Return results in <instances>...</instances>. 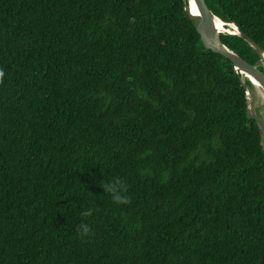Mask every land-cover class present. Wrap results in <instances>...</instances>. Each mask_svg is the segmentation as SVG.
I'll return each mask as SVG.
<instances>
[{"label": "trees", "instance_id": "obj_1", "mask_svg": "<svg viewBox=\"0 0 264 264\" xmlns=\"http://www.w3.org/2000/svg\"><path fill=\"white\" fill-rule=\"evenodd\" d=\"M205 4L264 53V0ZM186 5L0 0V264H264L252 86ZM113 178L127 203L105 192Z\"/></svg>", "mask_w": 264, "mask_h": 264}, {"label": "water", "instance_id": "obj_2", "mask_svg": "<svg viewBox=\"0 0 264 264\" xmlns=\"http://www.w3.org/2000/svg\"><path fill=\"white\" fill-rule=\"evenodd\" d=\"M187 5L185 6V17H187L193 24L196 32L198 33L200 40L205 49L223 56L228 59L234 67L235 71H238L241 75L247 74L249 75L254 82L246 79L250 82L252 89L250 90L247 86L243 85L245 88V95L247 99V109H246V117L247 119H252L256 122L258 127V131L260 134V138L262 140V150L264 153V71H260L258 68L261 66L264 70V53L259 48V46L252 41L248 36L243 34L235 24L228 23L218 19L216 16L212 14V12L208 9L205 4V0H186ZM194 5L196 9V14L191 12V7ZM220 21L225 26L233 25L236 29L235 33L225 32L231 35H237L241 39H243L260 57L259 63L255 65H251L240 56L229 50L219 38V32L216 30L214 25V21ZM244 77V76H243ZM260 86V87H258ZM259 88V90H257ZM256 90L257 93L261 96L263 100V112L262 114H258L256 112H252L251 108H249L248 95L252 98L253 91Z\"/></svg>", "mask_w": 264, "mask_h": 264}, {"label": "clouds", "instance_id": "obj_3", "mask_svg": "<svg viewBox=\"0 0 264 264\" xmlns=\"http://www.w3.org/2000/svg\"><path fill=\"white\" fill-rule=\"evenodd\" d=\"M104 187H105V192H107L110 195L114 203L125 204L128 202L126 196L124 195V191H125L124 186L118 178H113L112 180L108 181L104 185ZM91 215H92L91 209L85 210L81 213V216L85 218V220L87 217H90ZM90 231H91L90 225L87 222H81L78 225V234L81 238L87 237L90 234Z\"/></svg>", "mask_w": 264, "mask_h": 264}, {"label": "rangeland", "instance_id": "obj_4", "mask_svg": "<svg viewBox=\"0 0 264 264\" xmlns=\"http://www.w3.org/2000/svg\"><path fill=\"white\" fill-rule=\"evenodd\" d=\"M216 30L219 32L220 28H216ZM221 33V32H219ZM248 97V96H247ZM249 102V108H251L252 112H257L258 114H262L263 112V100L259 93H257L256 90L252 93V98H248Z\"/></svg>", "mask_w": 264, "mask_h": 264}, {"label": "bare ground", "instance_id": "obj_5", "mask_svg": "<svg viewBox=\"0 0 264 264\" xmlns=\"http://www.w3.org/2000/svg\"><path fill=\"white\" fill-rule=\"evenodd\" d=\"M191 12L193 14H196V9L194 8V5H192L191 7ZM217 21V20H216ZM218 23H220L221 25L225 26L224 24H222L220 21H218ZM236 29L233 27V25H230L228 26L227 28H220V31L221 33H225V32H229V33H232L234 32L235 33ZM242 76L246 77L247 79L251 80L252 82H254V80L247 74H242ZM260 87V86H258ZM257 90H259V88H257ZM248 98H250V95H248Z\"/></svg>", "mask_w": 264, "mask_h": 264}]
</instances>
